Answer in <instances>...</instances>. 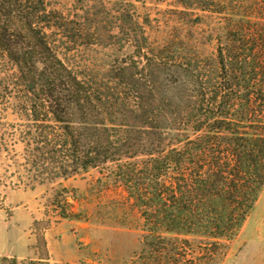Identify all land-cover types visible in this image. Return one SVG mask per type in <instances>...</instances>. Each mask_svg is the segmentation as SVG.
Returning a JSON list of instances; mask_svg holds the SVG:
<instances>
[{"label": "trees", "instance_id": "trees-1", "mask_svg": "<svg viewBox=\"0 0 264 264\" xmlns=\"http://www.w3.org/2000/svg\"><path fill=\"white\" fill-rule=\"evenodd\" d=\"M64 7L0 0V81L30 118L23 140L39 177L97 169L152 231L231 239L264 187V23L226 30L205 69L187 48L170 60L121 10L116 45L129 52L98 73Z\"/></svg>", "mask_w": 264, "mask_h": 264}, {"label": "rangeland", "instance_id": "rangeland-1", "mask_svg": "<svg viewBox=\"0 0 264 264\" xmlns=\"http://www.w3.org/2000/svg\"><path fill=\"white\" fill-rule=\"evenodd\" d=\"M60 1L81 22L90 43L85 54L98 73L129 52L116 45L121 10L147 24L155 46L169 45L170 60L187 48L200 52L205 69L224 47L226 30L264 23V0ZM5 87L0 81V264H264V187L231 239L152 231L124 188L100 170L55 182L39 177L23 140L30 118Z\"/></svg>", "mask_w": 264, "mask_h": 264}]
</instances>
